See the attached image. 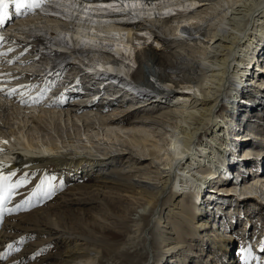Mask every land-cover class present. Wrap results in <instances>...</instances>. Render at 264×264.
<instances>
[{
    "label": "bare ground",
    "instance_id": "1",
    "mask_svg": "<svg viewBox=\"0 0 264 264\" xmlns=\"http://www.w3.org/2000/svg\"><path fill=\"white\" fill-rule=\"evenodd\" d=\"M35 10L8 27L7 32L15 38L14 46L22 47L20 54L7 48L9 38L0 37V81L20 84L15 91L1 90V94L22 115L13 125L9 121L13 110L0 97V113L5 117L0 124V147L6 146L8 150H4L9 151L3 154L0 149V175L14 173L7 184L22 182L12 190L23 197L3 205H19L20 212L5 214L0 220V264H246L239 259L237 246L232 254L231 222H215L221 210L234 216L242 204L240 200L226 207L227 201L238 199L218 195L216 188L224 174L220 172L223 167L217 170L215 157L228 164L234 157L233 149L245 141L246 134L249 145L241 148V160L251 155L256 159L263 152L252 149L250 128L243 126L247 118L256 121L255 113L264 120V111L254 110L263 104L264 75H258L251 64L256 57L264 63V0H91L85 4L80 0H46ZM22 36L27 38L28 47L26 42L18 44L16 39ZM150 38L159 45V51L157 46L145 43L144 39ZM133 41L136 49L129 46ZM170 46L174 50H168ZM38 47L39 56L46 57V61L42 58L44 66L25 67L31 58L23 54V49L28 54L29 49ZM130 49L133 62L138 64L133 82L123 78L128 77L129 65L117 63L109 52L121 54ZM86 52H96L104 60L83 61ZM31 56L37 57L36 52ZM72 64L79 72L72 76L63 73ZM12 66L24 67L15 70L20 81L13 82L15 77L5 79L12 77ZM80 66L97 85L103 84L102 75L115 73L123 88L111 89L136 99L132 97V104L125 102L119 108H108L97 101L82 105L89 96L79 100L81 104H71L72 92L76 91L73 88L83 79L67 84L84 73ZM28 68L36 73L31 76L36 78L38 74V79L46 82L64 74L51 89L65 85V93L53 90L52 98L42 105L56 118L58 113V117L61 113L72 116L71 124L79 129L63 135L58 130L59 122L50 119L45 125L55 137L49 132L43 136L26 131L30 126L40 129L43 122L37 107L39 96H29L39 80L33 83L28 78L23 72ZM244 74L252 83L249 88L244 86ZM21 87L25 88L22 94H15ZM248 100L250 103H246ZM224 103L229 110L222 113L226 112L230 120L218 115ZM157 106L160 108L152 111ZM123 115L124 120H113ZM151 122L159 126L152 130L159 136L153 141L143 130L149 128L151 132ZM94 124L118 130L128 141L123 146L100 147L88 136L83 140ZM118 132L111 133L114 139ZM254 138L263 140L261 135ZM229 142L232 151H227ZM127 145L136 150L135 155L119 153ZM146 156L149 162L143 163ZM242 163L230 162L239 170L245 165ZM52 172L62 176L65 187L51 192L45 202L30 201L41 181ZM253 178L243 179L246 185L242 187L235 183L231 187L230 182L220 187L224 192L234 189L241 195L247 193L251 197L246 202L250 206L257 203L264 210V166ZM185 199H189V206L184 205ZM247 221L248 217L243 228ZM257 227L261 232L264 224ZM253 233L246 241L251 240L249 257H253L252 264H264L257 252L264 233ZM50 240L56 250L36 255ZM216 241L219 247H215Z\"/></svg>",
    "mask_w": 264,
    "mask_h": 264
},
{
    "label": "rangeland",
    "instance_id": "2",
    "mask_svg": "<svg viewBox=\"0 0 264 264\" xmlns=\"http://www.w3.org/2000/svg\"><path fill=\"white\" fill-rule=\"evenodd\" d=\"M21 39H27V38H25V36L23 37H20ZM168 39H171V37H169L168 36ZM132 41V40H131ZM130 41V42H131ZM144 41H145V43L147 42L148 43V46H150V47H156V50L157 51H159V45H157V43H156V41H153V40H151V38L150 39H148V40H145L144 39ZM187 42V41H186ZM190 42V41H189ZM197 42H199L198 40H197ZM135 42L133 41L132 42V44L130 43L129 44V46H132V47H134L135 49L138 47V46H136L135 44H134ZM25 44V43H24ZM23 44V45H24ZM26 44H28L27 42H26ZM187 44V43H186ZM190 44H192V42L191 43H188V45H183L184 47L183 48H188V46L190 45ZM15 45H18V44H15ZM147 45V44H146ZM186 46V47H185ZM19 47H21L20 45H18V46H15V47H13V48H11V50H15V51H18L20 48ZM80 47V46H79ZM172 48H174V46H170V49H168V50H174V49H172ZM21 49H22V47H21ZM176 49V48H175ZM262 49V48H261ZM10 50V51H11ZM9 50H7L6 52H8ZM130 51H131V49L129 50V51H126V52H128V54L126 53V52H124V51H121L122 53L121 54H117L119 57H120V59L121 60H118V61H122V62H124L125 64H128L129 65V68L130 69H132V67L133 66H135L136 65V63H134L133 61H134V56L133 55H130ZM22 52V51H21ZM20 52V50L17 52V54H20L21 53ZM134 52H135V50H134ZM27 53V50H26V48H24L23 49V54H25V55H27V57H29V58H31L30 59V61H32V62H30L29 61V65L30 64H34V68H39V67H42V66H44L43 65V63H45L43 60H45L46 59V57H44V56H37V57H35V58H32V57H34V56H31V53H33V51H32V49H29V53L28 54H26ZM88 52H86V53H84V56L86 57V58H82V60L83 61H89V62H96L97 60H104V58L102 59L101 58V55L100 54H97L96 52H89V54H87ZM86 54H87V56H86ZM127 54V55H126ZM168 54H169V52H168ZM29 55V56H28ZM103 55L107 58V53L106 52H104L103 53ZM42 58H43V60H42ZM258 59V60H257ZM259 59L260 58H257L256 57V59H254L252 62H251V64L253 63V65L255 66H253L254 67V70L255 71H257L256 73H258V75H264V70H263V68H264V63L263 62H260L261 61V59H260V61H259ZM46 61V60H45ZM260 62V63H259ZM27 64V65H28ZM250 64V65H251ZM29 65L28 66H25V67H29ZM75 66H76V64H72V66H71V69L70 70H65L63 73H65V74H69V75H71L72 76V73H76V72H79V68L78 69H76L75 68ZM263 67V68H262ZM12 68V71H11V73L10 74H12V76L13 77H15V70H24V67L23 68H21L20 66H12L11 67ZM257 68V69H256ZM4 70V69H3ZM262 70V71H261ZM18 73H20V72H18ZM81 76V78L83 79V78H88L89 79V81L90 82H92L93 84H94V86L96 87V89H98L99 90V87L98 86H100V85H97L94 81V78H91L90 76H88V74H85V73H82V74H80ZM62 76H64V74H62L60 77L62 78ZM248 76H246L245 77V74H244V76H243V81L246 83V84H244V86H246L247 88H249V86H251L252 85V83L250 82V81H248ZM58 79V77L56 78V80ZM148 79H149V77H148ZM150 79L153 81V79L150 77ZM2 81H3V79H1ZM56 80L54 81L55 83H56ZM256 80V79H255ZM52 81V80H51ZM59 82V81H58ZM244 82H242V83H244ZM3 82H1L0 81V97L2 98V100H4V103H6L7 102V104L12 108V110L13 111H11L10 112V115H9V121L10 122H13L12 124L13 125H15V124H17L18 122H19V119L18 118H21V116L22 115H20L19 113L17 114V112L18 111H15L16 109H14V107H12L13 105H12V102H11V100L9 99V98H7V97H5L3 94H1L2 92H1V90H4V91H6V90H8V87L10 86V85H5V84H2ZM2 84V85H1ZM154 84L156 85V83L154 82ZM249 84H251V85H249ZM17 85V84H16ZM15 85V86H16ZM6 86V87H5ZM28 86H30L29 84H28ZM59 86H61V85H59ZM242 86H240L239 87V89L241 88ZM30 88V87H29ZM242 89V88H241ZM11 90H13V89H11ZM16 90H18V89H16ZM33 90V89H32ZM243 91H244V89H242ZM262 90H264V86H262ZM34 91V90H33ZM33 91H31V92H33ZM55 91H57V90H55ZM102 91H104V96H106L108 93L107 92H105L106 90H103L102 89ZM22 94V93H21ZM244 95H246V94H244ZM243 95V96H244ZM103 96V97H104ZM126 97H129V98H131V99H128L127 98V100L125 101V102H127V103H130V104H132V100H133V98L134 99H136V97H131L130 95H125ZM77 97H79V95L78 96H76V98ZM81 97V96H80ZM7 99H9V100H7ZM79 100H82V99H80V98H78V99H76L75 100V98H73V100L72 101H70V103L72 104V103H75V102H79ZM131 101V102H130ZM125 102L123 103V104H120L119 102H116L117 104H115V107L117 106L118 108H119V106H121V105H124L125 104ZM97 103H98V101H97ZM102 104H103V102H101ZM241 103H243V102H241ZM246 103H250V100H248ZM263 104H260V105H256V109H254V110H256V111H264V108H263V106H264V98H263V102H262ZM76 104V103H75ZM6 105V104H5ZM4 105V106H5ZM3 106V107H4ZM251 107H253L252 106V104L251 105H249V108H251ZM43 108H44V105H43ZM42 107H38V113L39 114H41V116L43 117V122H41L40 124H41V128L40 129H38V128H34V127H32V126H30L31 128L30 129H26V131L28 132L29 131V134H34V135H43V136H45L48 132L53 136V137H55V133L53 132V130H50L49 128H50V126H46L45 125V122L46 121H49L50 119L51 120H55L56 119V121H57V123H58V127H59V131H60V133H62L63 135H65V133H68V132H71L72 133V131H75V129H79L78 127H74L72 124H71V120L70 119H72L73 121H74V118L71 116H69V115H65L64 114V116H63V114L61 113V115L58 117V114H55V115H57V118H56V116H53V114L52 113H49L48 111V109L47 108H45V109H43ZM158 108H160L159 106H157L156 108L154 107L153 109H152V111L153 110H155V109H158ZM222 108V109H221ZM220 108V110L218 111V115H225L226 114V112H223L222 113V110L223 109H226V110H229V107L224 103V106L222 105V107ZM261 110H260V109ZM263 108V109H262ZM232 109V108H231ZM11 110V109H10ZM9 110V111H10ZM48 110V111H47ZM262 111V112H263ZM140 113H142V111H140ZM259 114V113H258ZM3 115V112H1L0 113V124H2V119H5V117H3L2 116ZM11 115H12V117H11ZM260 115V114H259ZM226 116V115H225ZM16 117V118H15ZM52 117H53V119H52ZM219 117V116H218ZM13 118V119H12ZM59 118V119H58ZM226 118H227V116H226ZM18 119V120H17ZM67 119V120H66ZM228 120H230V118L228 117L227 118ZM149 120H151V119H149ZM227 120V121H228ZM246 121H245V123H244V126H243V128L245 127H247L248 129L257 121V119H256V121H253L252 120V118H250V120H248V118L247 119H245ZM236 121V120H235ZM29 123V122H28ZM236 122H234V124H235ZM30 124V123H29ZM65 124V125H64ZM76 124L78 125V123L76 122ZM252 124V125H251ZM31 125V124H30ZM250 125V126H249ZM93 127H91V128H89L85 133H86V135L84 136H82V139L84 140V138H86L87 136L89 137V139H91V140H93V141H95L96 142V144H98V146H100V147H102V145H103V147H105V145H110V144H115L116 145V147H118L119 145H125V141H128V139L127 138H125V136L123 135V134H121L120 132H118V130H112L111 128H109V130H107V129H105V128H100V127H98V125L97 124H94V125H92ZM150 130H151V132H152V130H153V128H155L156 129V127H159V126H157V124L155 123L154 124V122H151L150 123ZM249 126V127H248ZM42 128H45V129H48L47 131L46 130H44L43 131V129ZM247 128H246V130H247ZM260 128H263V127H260ZM74 129V130H73ZM105 129V130H104ZM149 128H144L143 130L144 131H146L148 134H150V135H148V138H150V139H152V141L154 140V138L155 139H158L159 138V136L157 135L158 134V131L157 132H155V130L151 133L149 130H148ZM82 130V129H81ZM118 132V133H116V134H118V136L117 137H115V139H114V135L113 134H111L112 132ZM32 132V133H31ZM34 132V133H33ZM247 133V132H246ZM113 135V136H112ZM153 136V137H152ZM45 139H46V137H45ZM231 139H233V138H231ZM244 139H245V141H243L242 142V144L238 147V149H235L234 147H233V144L231 143V145H230V142H229V144L228 145H230V146H228L229 148H228V150L227 151H229V149H231L230 151H232V149L233 150H235V151H233V154H234V157H233V155H232V160L231 161H235L236 162V160L235 159H239V160H237V161H242V162H246V161H250V163L252 162V161H254L255 163H257L255 160V158L253 157V156H249L248 158H245L244 160H241L242 159V155L240 154L241 153V148L243 147V146H245V145H249V144H247V142H246V140H247V134L244 136ZM251 141V140H250ZM110 142V143H109ZM112 142V143H111ZM246 142V143H245ZM252 142V141H251ZM126 147V149H124V150H122V151H119V153L120 152H123V154L122 153H120L121 155H127V154H133V155H135V149L134 148H132V146H125ZM231 147V148H230ZM257 149V148H256ZM132 151V152H131ZM227 151H226V153H227ZM239 151V152H238ZM258 151H261V150H258ZM238 154V155H237ZM241 155V156H240ZM139 157H141V156H139ZM257 157V156H256ZM230 161V162H231ZM264 161V160H263ZM149 162V160H148V157L146 156V159L144 160V162L143 163H148ZM229 162V163H230ZM238 163V162H237ZM254 163V164H255ZM116 164H118V163H116ZM254 164L252 163V166H254ZM115 165V164H114ZM246 165H248V164H246ZM250 165V164H249ZM247 167H249V166H247ZM153 168V167H152ZM253 169H255V167H252ZM251 171H253L252 169H251ZM231 172L232 173H234L235 172V170L234 169H231ZM254 173H256V170H254L253 171ZM61 178H62V176H59V175H57V173H55V172H52V173H50V174H48L47 176H45V178H44V180H43V182H42V186H41V188H40V190H39V188L37 189V192H38V197H42L43 198V200H45V198L43 197V195H44V192H45V190H47V187H49V186H53V185H57L60 181H61ZM63 179V178H62ZM216 178H213V179H211V181L212 180H215ZM243 179H245V181H247V180H252V179H254L253 178V176H249V175H247V176H245ZM64 181H62V182H60L58 185H57V187H56V189H53L52 190V192L54 191V193H57V192H59V191H61L65 186V182L63 183ZM215 182V181H214ZM213 182V183H214ZM10 184H13L12 182L10 183ZM210 185V184H209ZM219 185V187H217L216 188V191L217 192H219L218 193V195L221 197H233L234 196V198H236V199H238V200H231V202H232V204H235L234 202H239L240 200L242 201V203L245 205V210L247 211L248 210V212H247V215H245V217H248V220L250 219V220H252L253 222H254V224H253V227L251 228V229H249V231H248V234L250 233L251 234V232L253 233V231L255 232L256 230H258V234L259 233H262L263 231L261 230V232H259L260 231V228H258L257 226L259 225V224H264V210H262L261 209V207H259L258 205L259 204H257V203H254V205H249V202H245L247 199H249L251 196H246V195H248L247 193H244V194H239V192H237V191H235L234 189H233V191H235V195H233V194H226V195H223V194H221V193H224V191H223V187H220V186H222V185H224V184H222L221 183V185L220 184H218ZM217 185V186H218ZM227 185V184H226ZM230 185H231V187H232V185H234V183L233 182H230ZM236 185H241L240 187H242V186H245L246 185V183H239V184H237L236 183ZM238 186V190H239V187ZM19 189V188H18ZM17 189V190H18ZM203 189H204V187H203ZM218 189V190H217ZM39 190V191H38ZM230 191H232V190H230ZM229 191V192H230ZM36 192V193H37ZM14 193H16L15 192V190H12V195L14 194ZM35 195V194H34ZM56 195H58V194H55L54 196H52V197H50V199L49 200H53L54 198H55V196ZM9 198H11V200H12V203L13 202H19V201H21L22 199H23V197L20 195V194H16L14 197H12L11 195L9 196ZM15 198V199H14ZM11 200H8L7 201V203L9 204L10 203V201ZM32 200H34V196H32L31 198H30V201H32ZM36 200V199H35ZM229 200V199H228ZM29 201V202H30ZM40 201H42V200H40ZM185 201V206H189V203H190V201H189V199H185L184 200ZM45 202V201H44ZM228 202H230V200L229 201H227L226 203H225V205H226V207H227V203ZM241 203V202H240ZM239 205V204H238ZM257 205V206H256ZM232 207V206H231ZM239 207L241 208L240 209V212H242L243 211V206H242V204H240L239 205ZM248 207V208H247ZM233 208V207H232ZM242 210V211H241ZM20 212V208H18L16 211H14V214H17V213H19ZM237 212V211H236ZM239 212V211H238ZM237 212V213H238ZM244 212V211H243ZM237 213H235V214H237ZM251 213V214H250ZM232 214H233V212H232ZM231 214V215H232ZM234 214V216H236ZM219 227V226H218ZM255 227V228H254ZM226 228V227H225ZM263 230H264V228H263ZM254 234V233H253ZM243 235H244V233H243ZM249 236L250 235H248L247 236V239L249 238ZM229 238H231V237H229ZM241 237H238V241H237V239L236 240H233V239H231L230 241L232 242V247H231V250H232V254H233V256L235 255L234 253H235V248H236V243L238 242V245H241L242 243H241V241H239V239H240ZM245 237H242L241 238V240H244L243 241V244H245V243H247L246 241H249V240H247L246 238L244 239ZM262 238H264V235H262ZM254 241H252V243H253ZM259 243H258V246H259V248L257 249V252L261 255V256H263L262 257V259L264 260V244H263V253H260V252H262V251H260V249L262 248V244H261V241H258ZM250 243H251V240H250ZM234 249V250H233ZM54 250H56V244L52 241V240H50V241H48L47 242V244H45L42 248H41V250H39L38 252H37V254L36 255H38V256H40V255H46L48 252H54ZM261 259V260H262ZM263 260L261 261V262H263ZM189 264V263H188ZM211 264H213V262H211Z\"/></svg>",
    "mask_w": 264,
    "mask_h": 264
},
{
    "label": "snow or ice",
    "instance_id": "3",
    "mask_svg": "<svg viewBox=\"0 0 264 264\" xmlns=\"http://www.w3.org/2000/svg\"><path fill=\"white\" fill-rule=\"evenodd\" d=\"M9 4H12L14 6L15 13L17 15H20L21 10L23 9H31L33 7H39V3L36 2V0H0V26L3 25L5 20L9 19V15H8ZM10 62L11 61H9V63ZM10 91H15V89ZM4 143H7V141H4ZM11 175H14V173H9L8 176L0 175V220L3 219L5 214L12 213L19 208V205H17L15 208H5L3 206L5 201L8 199V196L12 194V189L19 187L20 183H22V182H17L13 184H7V181L9 180ZM51 192L52 189L49 186V188L44 192V198H48L51 195ZM8 247L11 248L12 245H8ZM0 258H3L2 254H0Z\"/></svg>",
    "mask_w": 264,
    "mask_h": 264
}]
</instances>
